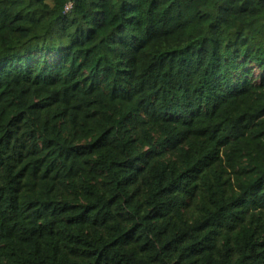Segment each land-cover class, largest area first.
<instances>
[{
	"label": "trees",
	"instance_id": "16d2710c",
	"mask_svg": "<svg viewBox=\"0 0 264 264\" xmlns=\"http://www.w3.org/2000/svg\"><path fill=\"white\" fill-rule=\"evenodd\" d=\"M0 264H264V0H0Z\"/></svg>",
	"mask_w": 264,
	"mask_h": 264
},
{
	"label": "built area",
	"instance_id": "2783aa9c",
	"mask_svg": "<svg viewBox=\"0 0 264 264\" xmlns=\"http://www.w3.org/2000/svg\"><path fill=\"white\" fill-rule=\"evenodd\" d=\"M72 6H73V4L72 3H69V5H67V7H66V11L67 10H70L72 8Z\"/></svg>",
	"mask_w": 264,
	"mask_h": 264
}]
</instances>
